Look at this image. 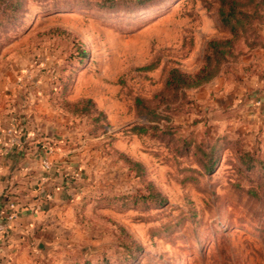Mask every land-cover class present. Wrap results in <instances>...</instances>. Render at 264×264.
Returning <instances> with one entry per match:
<instances>
[{
  "label": "rangeland",
  "instance_id": "rangeland-1",
  "mask_svg": "<svg viewBox=\"0 0 264 264\" xmlns=\"http://www.w3.org/2000/svg\"><path fill=\"white\" fill-rule=\"evenodd\" d=\"M218 8L0 0V81L21 110L43 97L61 115L78 180L21 264H264V118L223 98L248 46L264 47V16L234 39ZM227 39L214 79L165 89L170 70L197 72L208 43Z\"/></svg>",
  "mask_w": 264,
  "mask_h": 264
},
{
  "label": "crops",
  "instance_id": "crops-1",
  "mask_svg": "<svg viewBox=\"0 0 264 264\" xmlns=\"http://www.w3.org/2000/svg\"><path fill=\"white\" fill-rule=\"evenodd\" d=\"M239 81L225 82L224 101L250 105L264 118V47L249 51L239 63ZM0 81V264H21L26 251L39 246L78 195L69 153V137L61 131V115L45 98L21 108L14 103V82ZM218 81L212 82L209 91ZM9 89V90H8ZM48 161L50 169L42 167ZM13 206L11 209L10 206ZM11 220H7L9 215Z\"/></svg>",
  "mask_w": 264,
  "mask_h": 264
},
{
  "label": "trees",
  "instance_id": "trees-1",
  "mask_svg": "<svg viewBox=\"0 0 264 264\" xmlns=\"http://www.w3.org/2000/svg\"><path fill=\"white\" fill-rule=\"evenodd\" d=\"M13 10H17V6H12ZM222 26L228 32L237 38L240 34L248 30H252L253 26L264 16V0H219V8L217 11ZM233 41L217 40L210 41L207 45V53L204 58V65L195 73L187 74L177 69L170 70L168 73L165 89L174 91L181 88H199L214 79L219 73V63L229 54ZM256 45L248 46L251 51ZM79 106V109H78ZM92 103L89 100L82 104L74 105V112L85 114L89 111ZM131 169L136 164L128 161ZM132 170V169H131ZM147 190L150 189L148 186ZM151 194V192H150Z\"/></svg>",
  "mask_w": 264,
  "mask_h": 264
},
{
  "label": "built area",
  "instance_id": "built-area-1",
  "mask_svg": "<svg viewBox=\"0 0 264 264\" xmlns=\"http://www.w3.org/2000/svg\"><path fill=\"white\" fill-rule=\"evenodd\" d=\"M42 167H43L45 170H49V169H50V164L48 163V161L43 160V162H42ZM10 207H11V209L13 208L12 205H11ZM12 218H13V215L11 214V215H9V216L7 217V220L9 221V220H11ZM4 227H5V224H3V223L0 222V234L3 233V231H4Z\"/></svg>",
  "mask_w": 264,
  "mask_h": 264
}]
</instances>
